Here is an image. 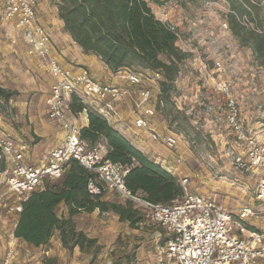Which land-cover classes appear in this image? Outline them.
Here are the masks:
<instances>
[{"label":"rangeland","instance_id":"obj_1","mask_svg":"<svg viewBox=\"0 0 264 264\" xmlns=\"http://www.w3.org/2000/svg\"><path fill=\"white\" fill-rule=\"evenodd\" d=\"M45 1L55 9L58 0ZM147 1L156 18L174 26L177 46L188 55L179 66L176 89L170 101L160 103L158 82L143 85L154 89L156 114L151 120L156 130L161 134H176L180 140L176 149L162 144L158 147L165 157L178 153L182 156L180 162L173 164L174 169L177 168L176 178L189 177L192 186L198 181L196 176H200L202 183L197 187L205 191V198L216 205H225L227 211H235L238 206L254 201V183L235 169L228 155L234 141V134L226 123L228 100L232 98L236 102L245 129L252 133L264 131V62L233 35L229 23L233 12L226 0ZM252 1L264 9V0ZM236 18L242 25L256 29L254 24L248 23V16ZM4 42L0 29V86L17 95L7 107L0 109V118L12 130L18 128L17 133L24 128L26 134L17 138L26 141L33 151L42 145L58 144L60 131L47 133L50 127H56L45 115L51 79L44 73L36 76L33 72L36 69L29 60L24 58L27 60H23L24 63L15 57L4 47ZM5 52L7 55L3 54ZM140 89L130 85L124 90L134 99ZM132 105L135 110L134 102ZM21 108L25 111L21 112ZM35 117L40 121L36 126L38 138L33 133L34 126L32 130L28 128L31 127L28 118ZM1 163L6 169L8 163L4 157ZM104 200L122 202L116 193H106ZM57 214L59 218L68 217L65 205L57 209ZM17 222V217H8L5 211H0V264H4L11 242L16 249L12 264H46L48 258L54 259L56 264H158L160 259L167 260L161 252L169 236L145 216L139 228L132 229L112 213L79 214L74 218L76 230L98 242L97 247L85 252L80 248L65 249L59 231H55L46 248L14 241L12 235ZM249 226L259 230L264 222L257 223L253 219ZM46 251L48 255L44 254Z\"/></svg>","mask_w":264,"mask_h":264},{"label":"built area","instance_id":"obj_2","mask_svg":"<svg viewBox=\"0 0 264 264\" xmlns=\"http://www.w3.org/2000/svg\"><path fill=\"white\" fill-rule=\"evenodd\" d=\"M2 1L0 25L17 34L11 38V43L15 45L21 40L28 57L53 80L47 100L48 118L61 123L64 138L48 153L43 164L35 165L28 156L27 142L0 136V159L4 157L8 163L0 174V211L19 219L32 194L41 190L46 181L60 180L70 163L76 161L98 178L99 183L96 180L89 182L91 195L116 193L122 202H132L150 222L166 232L169 239L161 253L167 260L160 259L158 264H262L264 229H252L249 222L264 218V131L252 133L244 128L236 102L232 98L228 100L226 123L234 134L228 155L235 169L254 183V201L235 211H227L202 195L190 193L189 180L183 178L180 180L185 192L182 199L169 205L150 203L126 188L128 171L106 158L107 147L98 144L91 148L81 139V129L75 121L69 119L73 95L111 120L114 117L113 104L127 97L129 92L97 81L86 69L76 72L57 61L53 55L51 34L39 22V0ZM169 27L175 31L174 26ZM122 78L141 88L133 101L135 109L142 112L134 122L135 129L148 133L154 143L176 149L180 141L176 134L163 135L152 129L150 119L156 114L154 89L143 86L146 82L160 83L162 75L125 70ZM180 161L178 155L177 162ZM166 169L175 174L173 167L167 166ZM12 239L17 241L14 234ZM9 245L4 264H12L16 257L14 243Z\"/></svg>","mask_w":264,"mask_h":264},{"label":"trees","instance_id":"obj_3","mask_svg":"<svg viewBox=\"0 0 264 264\" xmlns=\"http://www.w3.org/2000/svg\"><path fill=\"white\" fill-rule=\"evenodd\" d=\"M226 1L233 12L229 15L233 35L264 62V9L252 0ZM56 7L65 31L85 55L99 58L115 74L125 70L160 73V103L171 100L179 66L188 55L178 48L177 33L156 18L147 0H58ZM237 16H248V23L254 24L256 29L242 25ZM16 95L0 86V109L7 107ZM85 110L89 123L80 130L81 139L91 148L105 143L106 158L128 171L125 185L133 195L162 205L184 197L178 178L136 148L98 111L73 95L71 113L78 115ZM4 171V163H1L0 174ZM91 180L99 183L96 175L73 161L60 180L46 181L24 204L14 230L15 238L34 248H42L49 244L55 231H59L65 249L80 248L85 252L97 247L98 242L77 231L74 218L95 211L112 213L132 229L139 228L143 213L132 202L106 201L105 194L91 195L88 191ZM61 205L68 210L67 218H59L57 214ZM45 262L56 264L50 258Z\"/></svg>","mask_w":264,"mask_h":264},{"label":"crops","instance_id":"obj_4","mask_svg":"<svg viewBox=\"0 0 264 264\" xmlns=\"http://www.w3.org/2000/svg\"><path fill=\"white\" fill-rule=\"evenodd\" d=\"M0 8L2 7L3 1L0 0ZM40 6H39V22L41 25H43L51 34L52 38V48H53V55L57 59V61L65 68L74 70L76 72H79L80 69H86L90 72L91 76L95 78L97 81H102L103 84L107 85H112V86H119L120 88L124 89H129L130 85H128L125 80L122 78V73L123 72H118V73H112L101 61L99 58L95 56H89L85 55L82 51V49L77 46L71 36L65 31L64 28V23L63 21L60 20L58 16V10L57 7L55 9H52L49 7L47 2L45 0H39ZM1 10V9H0ZM0 29L2 32V38L5 40L4 42V47L8 50L10 49L11 54H13L15 57L18 59H21L22 61L27 59L29 62L32 64L33 68L36 69L35 74L36 76H39V74L44 73L51 79V84L49 86V94L45 99V106H46V111L45 115L48 118V105H47V100L50 97L51 94V86L53 84V80L44 71L40 70L36 66V62L30 59L27 55L26 52V46L24 43L19 40L17 44L13 45L11 43V38L17 37V34L15 31H12V29L3 27L0 25ZM6 50V51H7ZM8 53V51H7ZM7 53H3L4 55H7ZM25 58V59H24ZM25 60V62L27 61ZM24 62V61H23ZM24 62V63H25ZM25 67L27 68L26 64H24ZM112 76V78H110ZM129 92V91H128ZM134 99L129 92V95L122 100H120L114 107H113V115L114 117L111 120H108V122L115 128L117 129L120 133H122L136 148L141 150L147 157H149L151 160H154L156 163L161 164L163 167H173L174 168V162H177V156L179 155H174L172 157H165V155L161 154L160 148L158 147L157 143H154L150 135L145 132H139L135 129L134 127V122L138 118L139 115H142V112L137 111L136 109L133 110L132 108V103ZM15 106L18 107V104H15ZM37 107V104H35ZM25 111L23 108H21V112ZM35 111V110H34ZM70 120H74L77 126L82 129L88 126V115L87 113H81L78 115L71 114L69 117ZM49 120V118H48ZM50 122L55 124L56 128L50 127L48 130H50L47 133L50 132H55V131H60V133L57 135V138L60 139L58 141V144L54 145V143L48 144V145H42L41 147H38L36 150H29L28 156L30 157L31 163L35 165H40L45 162V159L48 155V153L57 147L63 140L64 138V130L62 128L61 123H58L56 121H51ZM151 122V127L152 129L156 130V125L155 123L153 124V120L150 119ZM28 123L31 125V127H28L30 130H32V127L35 128L33 131L34 135L37 134L36 126L40 125V121L35 118H28ZM18 128H12L4 124V121L0 118V136L2 137H10L11 139L14 140H22L21 138H17L18 136L23 137L26 133L24 131V128L19 129L18 133L17 130ZM158 132V131H157ZM159 133V132H158ZM161 134V133H160ZM163 135H165L163 133ZM39 136V135H38ZM38 136H36L38 138ZM52 136L55 137V134H52ZM35 138V140L37 139ZM24 141V140H22ZM26 142V141H25ZM28 144V143H27ZM105 145V143H103ZM30 147V146H29ZM108 151V148H107ZM182 157L181 155H179ZM170 162H169V160ZM175 169H177L175 167ZM178 179L181 180V176ZM198 179L197 183L192 184L189 181L190 184V193L193 194H198L202 196L205 195V191L202 188H198L197 186L201 184V177L196 176ZM188 178L189 177H184ZM207 197V196H206ZM244 201V199H243ZM61 205L60 207H62ZM217 206L221 207L224 210H227V208H224L225 205H218ZM242 206V205H240ZM238 206V208L240 207ZM255 221L258 223L259 220L255 219ZM261 222H264V218L260 220ZM253 228V226H251ZM264 229L263 227H260V231ZM257 230V229H256ZM257 230V231H259ZM43 248V247H42ZM46 248V246H45ZM45 255H48V251L44 253Z\"/></svg>","mask_w":264,"mask_h":264}]
</instances>
